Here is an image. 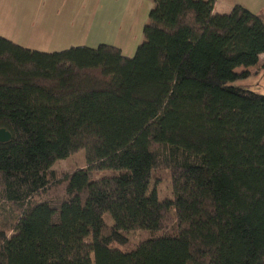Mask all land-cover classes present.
Returning <instances> with one entry per match:
<instances>
[{"label":"trees","instance_id":"obj_1","mask_svg":"<svg viewBox=\"0 0 264 264\" xmlns=\"http://www.w3.org/2000/svg\"><path fill=\"white\" fill-rule=\"evenodd\" d=\"M153 2L131 57L0 36V264H264V12Z\"/></svg>","mask_w":264,"mask_h":264},{"label":"crops","instance_id":"obj_2","mask_svg":"<svg viewBox=\"0 0 264 264\" xmlns=\"http://www.w3.org/2000/svg\"><path fill=\"white\" fill-rule=\"evenodd\" d=\"M236 4L264 12V0H216L214 12L228 13ZM153 6V0H0V36L46 52L105 43L131 57ZM241 69H248L250 77L258 70Z\"/></svg>","mask_w":264,"mask_h":264},{"label":"rangeland","instance_id":"obj_3","mask_svg":"<svg viewBox=\"0 0 264 264\" xmlns=\"http://www.w3.org/2000/svg\"><path fill=\"white\" fill-rule=\"evenodd\" d=\"M95 48V47H94ZM262 61H264V55L262 56ZM237 86H242L247 89H251L257 92L264 93V68H259L257 73L253 74L251 77L245 79H238L234 82ZM87 166L86 153L84 149L71 154L70 156L59 159L53 165L55 170H70L73 168H80ZM109 171H98L94 173V179L96 180L91 187L92 194H94L99 186V180L101 174L107 173ZM206 172H202V176H205ZM157 191L160 196L170 197L173 194L171 181L169 177L164 173L163 179L157 183Z\"/></svg>","mask_w":264,"mask_h":264},{"label":"water","instance_id":"obj_4","mask_svg":"<svg viewBox=\"0 0 264 264\" xmlns=\"http://www.w3.org/2000/svg\"><path fill=\"white\" fill-rule=\"evenodd\" d=\"M11 138V133L5 128H0V141H7Z\"/></svg>","mask_w":264,"mask_h":264}]
</instances>
